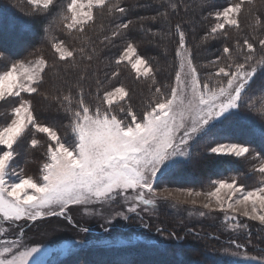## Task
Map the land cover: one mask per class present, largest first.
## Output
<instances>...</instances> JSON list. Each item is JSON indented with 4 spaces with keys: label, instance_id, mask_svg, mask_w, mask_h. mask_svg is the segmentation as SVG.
Wrapping results in <instances>:
<instances>
[{
    "label": "snow or ice",
    "instance_id": "1",
    "mask_svg": "<svg viewBox=\"0 0 264 264\" xmlns=\"http://www.w3.org/2000/svg\"><path fill=\"white\" fill-rule=\"evenodd\" d=\"M28 3L37 12L49 14L56 7V0H28ZM246 4L252 6L253 0H235L209 13L215 21L209 34L227 37L228 29H240L241 14L253 15V7L246 9ZM170 7L177 12L180 5L171 3ZM96 9H107L110 15L119 13L121 16L127 11L119 4L110 5V0H68L61 21L63 27L68 32L84 33L95 23ZM164 15L167 18V13ZM131 24V20L115 22L111 36L120 37L121 30L129 29ZM253 28L262 34L251 38L246 34L236 41L235 47L225 45L222 53L210 61L215 71L202 77L193 53L186 47L185 32L177 23L175 55L179 58V70L175 72L174 83L165 85L166 90L156 86V98L139 114L130 105L127 110L121 107L122 117L114 113L113 106L127 102L129 91L124 86L106 89L102 96L98 92L100 103L95 107L85 102L81 90L76 108L68 109L71 142L53 127L40 123L35 115L32 94L38 93L44 82L48 61L40 56L27 63L6 65L0 72V102L12 107L8 122L0 127V220L18 227L19 231L14 238L7 239L6 230L0 229V237H3L0 238V264H45L40 247L24 244L21 221L34 223L42 218L63 217L73 223L66 215L72 205L112 203L120 198L130 204L128 212L136 213L141 205L145 211L148 206H155L158 197L173 198L174 193L167 189L157 193L154 185L158 176H162L165 169L182 163L178 157H191L187 151L190 141L207 136L219 123L237 115L240 108L250 106L257 72L264 74V56L257 59L258 48L264 51V21L260 16L255 17ZM104 39L107 41L109 37L106 35ZM50 43L58 62L75 66L77 56L83 55V49L70 48L62 39L53 38ZM122 63L130 65L138 78L157 84L151 62L138 54L132 42H128L115 59L117 66ZM118 75L117 71L112 73V77ZM54 99L61 105L65 101L71 103L70 95ZM29 132L45 134L48 140L45 160L36 178L24 175L23 169L14 168L18 155L16 146ZM40 143L32 138L30 147L35 149ZM210 152L247 159L250 148L236 143L218 144L211 147ZM252 159L258 161L252 172L262 178L258 186L248 190L237 178L231 177L212 181L214 189L204 194L207 202L203 203V208L223 212L226 224L236 221L237 217L232 214L238 211L264 223V156L253 154ZM222 192L225 197L221 196ZM188 195L193 193L189 191ZM191 203L196 204V200ZM200 215L205 213L200 212ZM241 226L235 224V227ZM236 247L241 245L237 243ZM258 264H264V260Z\"/></svg>",
    "mask_w": 264,
    "mask_h": 264
},
{
    "label": "trees",
    "instance_id": "2",
    "mask_svg": "<svg viewBox=\"0 0 264 264\" xmlns=\"http://www.w3.org/2000/svg\"><path fill=\"white\" fill-rule=\"evenodd\" d=\"M229 2L232 0H115L110 2V5L119 4L127 9L126 13L123 16L119 13L110 15L107 9H96L95 23L84 33L68 32L63 27L61 21L68 0H56V7L50 14L43 11L36 12L23 6L9 8L0 3V57L8 64L22 62L35 54H40L48 61L49 67L44 82L39 92L32 94L35 115L40 123L53 127L62 138L71 142L73 137L69 127L68 109L76 108L81 90L85 102L95 107L100 103L98 92L102 96L106 89L124 86L129 91L127 102L113 106L114 113L122 117L121 107L127 110L130 105L139 114L156 98L154 92L156 86L166 90L165 85L174 83L177 71L175 57L178 47L175 29L177 23L181 24L185 32L186 47L193 53L194 63L202 77L207 72L215 71L210 61L215 60L222 53L225 45L235 46L236 41L242 40L246 34L250 38L262 34L259 29L254 30L253 25L256 16H260L264 21V0H260L259 9L255 8L253 15L245 12L246 15L241 18L246 25L240 22V29H228L227 37L219 33L215 37L210 35L209 30L215 21L214 16L209 13H214ZM171 3L180 5L177 12L171 9ZM249 18L252 20H247ZM122 20H131L132 24L129 29L121 30L123 34L120 37L113 38L111 32L114 30L115 22ZM106 35L109 37L107 41L104 39ZM53 38L64 40L70 48L83 49V55L77 56L75 66L58 62L51 48L50 41ZM128 42H132L137 47L138 54L151 62L156 71V85H153L150 79L138 78L127 63L119 66L115 64V59L119 57ZM89 55L92 56L91 60L88 59ZM261 55L264 56V51L258 48L257 58ZM114 71L119 72V75L112 77ZM257 76L258 79L252 85L250 93V106L240 108L237 115L219 123L208 133V140L220 144H240L249 147L252 155L264 156V114L251 109V105H259L264 101V91H262L264 74L258 70ZM64 95L71 96V103L65 101L61 105L54 99L56 96ZM11 107V104H3L0 111H9ZM29 135L33 136L28 137ZM32 138L41 142L35 149L30 147ZM47 143L46 135L29 132L16 146L18 155L15 162L22 164L23 159L27 158L41 167L45 160ZM253 165L254 162L250 166ZM23 168L27 170L26 175L33 177L34 172L29 165ZM246 174L247 170L242 161L228 157L207 156L190 163L176 165L160 180L165 185L200 189L214 180ZM253 186L254 184L251 187ZM153 207L149 206L150 209ZM164 207V212L168 216L183 218L179 211L170 209L167 203ZM45 220L47 218L38 222V224L42 223L39 229L45 228L47 225ZM19 225L24 231L29 232L28 223L21 222ZM201 225L206 228L211 227L205 223ZM144 226L149 228L150 223H145ZM68 227L72 228V225L69 224ZM247 229L248 236L255 235L257 231L255 226H247ZM167 232L171 235L172 241L166 244L145 242L140 246L127 247L124 250L81 251L60 264H225L210 257H202L198 251L187 248L182 243H176V235L170 229ZM186 249L189 253H186ZM190 251L193 252L190 254Z\"/></svg>",
    "mask_w": 264,
    "mask_h": 264
},
{
    "label": "rangeland",
    "instance_id": "3",
    "mask_svg": "<svg viewBox=\"0 0 264 264\" xmlns=\"http://www.w3.org/2000/svg\"><path fill=\"white\" fill-rule=\"evenodd\" d=\"M112 1L115 0H110V2ZM232 2H235V0H232ZM259 2L260 0H253V5L250 6L246 4L245 8L253 7V10L255 8L259 9ZM0 3L9 8L23 6L37 12L34 6L29 5L28 0H0ZM243 15H246L245 12L241 14V17ZM241 17L239 23L241 22L246 25ZM247 20H252V18ZM233 47L235 46L233 45ZM38 57H40V54H35L22 62L27 63L34 61ZM6 65L10 66V64L6 63L4 59L0 57V70L4 69ZM176 65L177 70H179L178 57H176ZM206 74L207 73H205L204 76ZM3 104L5 103L0 102V108ZM251 109L263 112L264 114V101L260 102L259 105H251ZM10 113L11 110L0 111V127L8 122ZM26 135H28V133H26L25 136ZM32 136L33 135H29L28 137ZM218 144L220 143L208 140L207 136L194 138V140L189 142L190 146L187 149V151L191 153V157H178L177 159L183 162L177 165L190 163L191 161L207 156L228 157L235 161H242L247 170V174L242 176H230L224 178L225 180L235 177L238 183H243L248 190L258 186L262 178L258 174L252 172L253 166H250L251 163L254 162L258 164L256 160L252 159V154L250 153L247 159H245L211 153L210 148ZM23 160L24 162H22V164L14 163L15 170L19 171L23 169V173L26 175L27 170L23 167L29 165L31 171L34 172L33 177L36 178L41 168L39 164H33L32 161L27 160V158ZM172 168L173 167L165 169L164 174L158 176L154 187L157 189V193L163 192L165 189L173 192V198L163 199L158 197L156 205L153 208L150 209L148 206V210L145 211L143 210L144 206L141 205L136 213L128 212L127 209L130 204H125L120 198H118L117 202L112 203L90 204L87 206L72 205L69 207L66 215L71 217L73 223H69L68 220L63 217H48L47 220L44 221L45 224H47L45 228L39 229L42 223L38 224V222L45 218L38 219L34 223L28 222L30 228L29 232L24 231V244L28 247H40L42 249L41 257L45 264H60L68 257L76 255L81 251L100 249L124 250L127 247L140 246L143 243L145 244V242L166 244L172 241L171 235L168 234V232L166 233V231L170 229L172 233L176 235V243H182V245L187 248L198 251L202 257H210L225 264H258L259 261L264 260V223H261L259 220H251L238 211L232 214L237 217L236 221H228L226 224L223 212L218 210L209 212L208 209L203 208V203L207 202L204 194L214 189L212 182H209L200 189H186L175 185H165L160 179ZM253 184L254 186L251 187ZM189 191L193 193L192 196L188 195ZM196 192H200L201 195L196 196ZM221 196L225 197V193L222 192ZM193 199L196 200V204L191 203ZM165 203L170 206V209H175V212L179 211L183 218L177 219L168 216V214L164 212ZM200 212H204L205 215L201 216ZM117 213H122V215H117ZM125 215L129 218L124 219ZM21 222H19V224ZM47 222H49V224ZM145 223H150L149 228L144 226ZM204 223L211 227H203L201 224ZM237 223L242 226L235 227ZM69 224L72 225V228L68 227ZM247 226H255L257 228L255 235H247L249 232ZM85 228L87 231L82 230ZM0 229L6 230L8 233L7 239L14 238L19 231L18 227H14L9 222L2 220H0ZM214 238L217 239L214 240ZM232 241L236 243H232ZM237 243L240 244L241 247L237 248ZM192 252L193 251H190V254ZM186 253H189L188 249H186ZM233 253H237V255H233ZM252 257L256 259L253 260Z\"/></svg>",
    "mask_w": 264,
    "mask_h": 264
}]
</instances>
